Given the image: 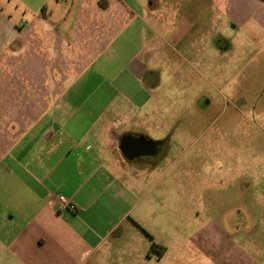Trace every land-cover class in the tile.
Returning <instances> with one entry per match:
<instances>
[{
	"label": "crops",
	"instance_id": "crops-1",
	"mask_svg": "<svg viewBox=\"0 0 264 264\" xmlns=\"http://www.w3.org/2000/svg\"><path fill=\"white\" fill-rule=\"evenodd\" d=\"M185 1L145 18L123 0H69L58 26L46 14L19 20L12 0H0V264H99L137 225L139 203L163 182L169 154L160 116L143 111L156 61L171 66L186 49L196 58L187 61L192 69L217 78L234 50L222 27L264 43V0H211L209 30L187 17ZM194 1L195 11L205 7ZM126 138L166 148L158 158L132 157ZM59 195L78 211L55 202Z\"/></svg>",
	"mask_w": 264,
	"mask_h": 264
},
{
	"label": "rangeland",
	"instance_id": "rangeland-1",
	"mask_svg": "<svg viewBox=\"0 0 264 264\" xmlns=\"http://www.w3.org/2000/svg\"><path fill=\"white\" fill-rule=\"evenodd\" d=\"M123 1L146 18L147 10L162 17L166 4L178 0ZM212 1L201 0L205 7L195 11L191 7L195 1L186 0L184 12L188 18L202 20V27L209 30ZM69 7V0L11 3L19 20L33 22L46 14L58 26L67 18ZM43 28L44 33H53L49 25ZM222 28L225 36L234 37V50L227 69L218 72V80L204 69L203 75L192 69L187 61L196 58L186 49H181V58H173L171 66L161 57L156 61L153 98L143 111L154 110L168 134L169 154L160 170V176L165 172L164 179L139 203L137 225L112 242L109 257H101L99 264H260L264 43L238 35L229 24ZM211 47L210 52L218 54ZM176 68L182 71L179 75ZM74 87L78 89L79 84ZM89 92L83 90L82 95ZM159 132L154 129L149 135L158 139ZM160 176L155 174L156 180Z\"/></svg>",
	"mask_w": 264,
	"mask_h": 264
},
{
	"label": "flooded vegetation",
	"instance_id": "flooded-vegetation-1",
	"mask_svg": "<svg viewBox=\"0 0 264 264\" xmlns=\"http://www.w3.org/2000/svg\"><path fill=\"white\" fill-rule=\"evenodd\" d=\"M161 146L166 148V143L163 145H159L158 143H149V141H146L144 138H126L123 140L122 144L124 152L132 157L149 153L155 158H158L162 150ZM227 229L230 230L228 227Z\"/></svg>",
	"mask_w": 264,
	"mask_h": 264
},
{
	"label": "built area",
	"instance_id": "built-area-1",
	"mask_svg": "<svg viewBox=\"0 0 264 264\" xmlns=\"http://www.w3.org/2000/svg\"><path fill=\"white\" fill-rule=\"evenodd\" d=\"M55 202H57L58 204H60L61 206L71 210L72 212H77L78 211V207L72 202L70 201V199H68L67 197L63 196V195H59L56 199Z\"/></svg>",
	"mask_w": 264,
	"mask_h": 264
},
{
	"label": "trees",
	"instance_id": "trees-1",
	"mask_svg": "<svg viewBox=\"0 0 264 264\" xmlns=\"http://www.w3.org/2000/svg\"><path fill=\"white\" fill-rule=\"evenodd\" d=\"M45 8H43V12H44Z\"/></svg>",
	"mask_w": 264,
	"mask_h": 264
}]
</instances>
